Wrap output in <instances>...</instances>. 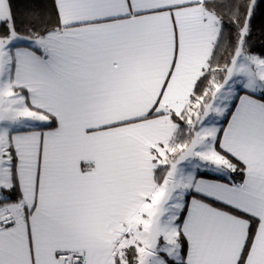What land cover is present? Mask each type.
Returning <instances> with one entry per match:
<instances>
[{
  "label": "snow or ice",
  "instance_id": "6c2138e0",
  "mask_svg": "<svg viewBox=\"0 0 264 264\" xmlns=\"http://www.w3.org/2000/svg\"><path fill=\"white\" fill-rule=\"evenodd\" d=\"M258 0H0V264H264Z\"/></svg>",
  "mask_w": 264,
  "mask_h": 264
},
{
  "label": "trees",
  "instance_id": "16d2710c",
  "mask_svg": "<svg viewBox=\"0 0 264 264\" xmlns=\"http://www.w3.org/2000/svg\"><path fill=\"white\" fill-rule=\"evenodd\" d=\"M20 3L27 0H18ZM39 2V0H38ZM253 29L254 50L260 52L264 49V0H258V7L251 21Z\"/></svg>",
  "mask_w": 264,
  "mask_h": 264
}]
</instances>
